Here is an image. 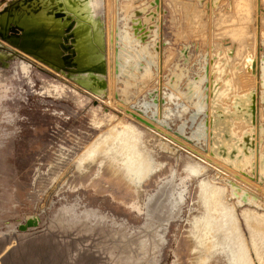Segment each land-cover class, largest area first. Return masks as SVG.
Here are the masks:
<instances>
[{
  "label": "rangeland",
  "instance_id": "rangeland-1",
  "mask_svg": "<svg viewBox=\"0 0 264 264\" xmlns=\"http://www.w3.org/2000/svg\"><path fill=\"white\" fill-rule=\"evenodd\" d=\"M100 1L93 11L101 32V43L96 44L99 67L89 70L99 79L97 91L79 82L87 69L69 64L52 66L16 44L0 47L4 52L0 57V233L8 237L40 235L73 203L79 209L96 208L109 224L111 220L115 223V228L122 224L128 232H134L145 223L146 197L173 171L174 181L179 183L182 177L186 189L177 215L158 230L162 245L156 263L231 264L225 248L216 245L206 251L194 236L202 235L196 227L206 212L215 221L212 227L224 230L219 227L218 212L206 202V187L200 185L208 181L220 187V203L235 213L238 239L249 250L253 264H259L262 260L258 256L264 257V168H260L264 156V0H230L235 5L231 11L226 10L224 2L217 9L218 3L210 7L208 0L201 4L199 0L201 26L196 33L189 30L190 17L184 6L197 0ZM128 1L125 12L122 7ZM150 11L154 12L151 16ZM215 15L228 19L229 27L244 30L239 40L253 42L256 58L250 89L243 96L237 93L240 96L232 104L224 102L228 103L225 107L214 100L212 89L217 85L211 65ZM123 26L129 31V43L121 37ZM139 45L148 46L154 59L144 52L136 57L133 49ZM180 52L188 58L181 57ZM122 54L137 58L131 59L124 70ZM144 64L150 68L147 80L140 78ZM179 70L183 75L174 86L173 71ZM127 78L134 86L124 94L122 83ZM132 111L149 122L134 118ZM231 116L247 125L237 143L231 142L227 130ZM130 127L139 133L154 165L139 185L127 182L115 169L114 161L102 160L101 154L80 163L88 143L113 130L108 141L116 144ZM237 148L239 155L235 156ZM243 151L251 152L245 170L239 160ZM202 153L219 159L222 164L209 160L219 170L196 156ZM192 164L201 171L191 170ZM222 165L243 172L257 186L237 178ZM229 180L255 192L263 205L239 204L226 196ZM181 187L178 184L176 189ZM209 235L202 239L208 241Z\"/></svg>",
  "mask_w": 264,
  "mask_h": 264
},
{
  "label": "bare ground",
  "instance_id": "bare-ground-1",
  "mask_svg": "<svg viewBox=\"0 0 264 264\" xmlns=\"http://www.w3.org/2000/svg\"><path fill=\"white\" fill-rule=\"evenodd\" d=\"M203 1L204 0H201L200 4ZM219 1L220 0H210L208 5L210 7L214 6ZM196 2L199 4V0ZM51 5L61 9L73 18V37L71 39L73 46L71 48L69 46L67 48H63L66 50V54H64V56L60 55L59 51H61V48H58V41L60 38L59 32H62V28L67 22L60 21L58 17L54 15ZM29 6L32 7L31 9H34V6L39 7L37 12L34 14L31 9L29 12H24V9H19L18 11L14 9L12 13L15 23L19 25V28H23L21 29L22 31H20V34L22 35V47L26 50L35 51L41 58L49 62L52 66H62V64H69L76 69H87V72L79 78V82L85 86H91L96 91L99 90L100 83L98 77L96 75H91L92 72L89 71L92 68L99 67V55L96 52L98 49L96 44L101 43L99 20L97 22L96 48L93 51H90L84 48L86 27L84 26L82 19L79 18V16L69 8L67 2H64L63 0H31ZM42 10H46V15L47 17L50 16V18L43 19V21H41L39 16ZM139 24L141 23H138V25ZM25 26L28 27V30ZM139 26L136 28L138 31L140 30ZM37 28L41 30L42 34L41 32H37ZM128 33L129 31L123 26L121 37L128 39L126 42L129 43L130 39L128 38ZM155 33L156 31L153 30V37ZM38 35L41 36L43 40H45L43 43H40L41 40L40 42L39 40L37 41V38L39 37ZM262 40H264L263 36ZM110 42L112 45L113 39H111ZM253 45L254 44L250 46L251 49L246 48L245 53L239 60L241 61L239 66L242 64L245 71L248 72L252 77L255 76L253 73L256 62L254 54L255 49ZM133 50L136 53V57L139 56V53L142 54L144 52L145 54H150L154 59L152 55L153 52L151 53V50L148 49V46L139 45V47ZM228 53L229 51L225 54L229 59ZM181 54V57L185 59L188 58L187 54L185 55L184 52ZM122 55L124 62L123 65H121V70L126 68L127 63L130 62L131 59H134L135 61L137 59L136 57L129 58L127 54ZM3 56L4 52L0 51V57ZM151 56L149 58H151ZM227 64L228 63L224 61L223 67H220L219 63H216V67H214L213 60L211 61L212 68L214 70L216 69V71H214L213 78L215 79V76H217L214 83L217 85H214L215 87L213 86L212 88L213 96L214 100L221 104H224V102H230L232 104L235 99L238 98V96L246 95L245 91L240 92L242 93L240 95L237 94L239 93L237 91L231 92L232 76L229 75L230 70H226ZM238 69L239 67H235L233 70L236 72ZM140 73V78L144 80L149 79V65L144 64ZM173 73V85L176 86L178 80L183 75V71H173ZM129 76L132 77L133 75L130 74ZM122 84V90L124 94L130 92L134 86L130 84L128 78L123 80ZM193 84L196 85L197 82H194ZM193 92H198V94H200V92L196 89H194ZM170 94L173 95V92L170 91ZM227 104H224L223 107L227 106ZM120 106H122V104H120ZM130 115H133L134 118L137 119H145L136 111H132ZM231 117L232 118L228 120V122H230L227 125V130L229 132V136L231 137V142L233 143L235 141L237 143V139H240L243 133L246 132L245 126L247 125H244V123L240 121L236 122L234 121V117ZM143 122L147 123L149 120L145 119ZM127 129L128 130L125 134H121L123 137L121 136V138H117L118 141L116 144H114V142L111 144V142L108 141V139L111 138L109 135H112L113 130H110L108 134L106 133L102 136H99V138L94 142L90 144L88 143V145L85 146L84 152L80 155V163L87 160L92 161L98 154H101L102 160L107 158L114 161L115 169L120 172L121 176L124 177L127 182L134 184L135 186L139 185L140 182L149 174V172L153 170L154 165L150 155L147 154L141 143V137L139 133L134 128L130 127V129ZM248 129L250 130L251 128ZM172 136L176 137V139H179L178 136ZM243 139L247 141V138ZM179 140L182 141L181 139ZM236 151L237 154H235V156H238L239 148H237ZM250 153L251 152L249 151L240 152L242 155L239 160L243 170H245L246 165L249 163V159L251 158ZM223 154L224 153L221 155ZM196 156H198L201 161L212 165V167H214L216 170L219 169L214 164L210 163L209 160L217 164H222L219 159L216 160L210 154ZM235 156L233 155V158ZM116 162H118L119 165ZM262 163L263 164L260 168H264V156ZM199 165L204 168L203 165ZM222 166L227 168L237 178L240 177L241 179L250 182L254 186H257L255 182L248 179L246 175H243V172L241 173L234 171V169L230 168L229 166ZM189 168L193 171H201L197 165L194 164H192ZM261 171L262 169H260V172ZM174 177V172L171 171L170 175L158 184L156 190L146 197L144 202L146 215L145 223L136 231L128 232L122 224H118V227L115 228L113 226L115 223L111 220L109 224L108 221H106V216L100 214L98 209L87 207L79 209L76 203H73L70 205V207L64 208L65 212L60 213L55 220L51 221L50 225L46 227L44 233L40 235L14 234L13 236L8 237L7 234L0 233V264H157V256L160 251L159 247L162 245V240L161 237H159L158 230L161 227H166L167 223L177 215L179 205L183 199V193L186 189L183 178L181 177L179 179V183H176L174 181ZM178 184H182L180 189H176ZM200 185L206 187V202H208V204L211 203L213 210L218 212L219 221L221 223L219 227H223L224 230L213 228L212 226L214 225L215 221L212 219L210 212H206V217L203 218V222H201L196 227V230L202 235L194 236L200 239V243L204 244V249L206 251L212 250L216 245H221L223 248H225V250L228 251V257L231 264H253V258L249 250L244 246V244L241 243V241L238 239L239 235L237 236L236 234L238 230L236 231L235 229L238 227L235 226L237 225L235 213L231 210H228L226 206H223L220 203V187L218 185L209 183L208 181H201ZM228 185L229 190L225 188L226 196L235 198L236 203L242 204L243 202H247L249 204H254L255 206L263 205L261 199L255 192L251 193L242 185H237L231 180L228 181ZM260 190L263 191V189ZM132 206L137 207V211L141 210V207L137 206V204ZM228 208L231 207L228 206ZM206 209L208 211L210 210V207L206 205ZM246 211L248 212L249 210ZM92 218L95 219L92 221ZM99 219H102L103 222L99 221ZM27 227L28 226H26V228ZM210 232H212L211 236L209 235ZM206 234L209 235V240L205 242V240L202 239V236ZM257 259L262 260L261 262H258L259 264H264L263 256H261V258L258 256ZM203 261L204 257L201 258L200 262Z\"/></svg>",
  "mask_w": 264,
  "mask_h": 264
},
{
  "label": "crops",
  "instance_id": "crops-1",
  "mask_svg": "<svg viewBox=\"0 0 264 264\" xmlns=\"http://www.w3.org/2000/svg\"><path fill=\"white\" fill-rule=\"evenodd\" d=\"M63 1L67 2V5L69 6V8L73 10L74 13H76L79 16V18L82 19V22L84 26L86 27L85 37H84V42H85L84 48L90 51H93L96 48L95 44H96L97 22H98V19H96L93 16V11H94V8H96L101 3V1L100 0H70V1L63 0ZM209 1L210 0H208V3ZM128 2L124 3L123 4L124 6L122 7V9H125V12H127V8L128 6H130V2L129 3ZM223 2L225 3V6H228L226 10L231 11V6H233L234 4L232 3L233 4L232 5L230 0H220L218 2V5H220V8L218 7V9L222 8L221 4ZM184 9L185 11H187L190 17L189 18L190 20L189 30L193 33L199 32L200 26H201V10L199 9L197 2L196 4L195 3L193 4L192 2H190L189 5L184 6ZM215 17L216 18H214L213 20L214 29L212 30V33H213L214 40L212 42L213 49H212V54H211L213 56L214 67H216V63H219L220 67H223V62L224 61L227 62L228 64H227L226 70L227 71L230 70L229 75L232 76L231 92L233 91L244 92L247 89H250L249 82L253 80V77L248 72L245 71L242 64L239 66V64L241 63V61L239 60H240V57L242 58L244 51H246V48L251 49L250 46L253 44V42L252 44L245 42V40L244 41L241 40L242 41L241 42L239 39L243 35V32H244L243 29H239L237 27H232V26L229 27V24H231V22H229L228 19L222 18L220 16H216V15ZM39 18L41 21H43V19L50 18V16L47 17L46 10H42L40 12ZM217 26L218 28L215 29V27ZM253 36L254 35H252V37L250 38L254 39ZM223 38H226L227 41L225 42ZM250 41H253V40H250ZM233 45H234V50L232 49L230 50V48ZM228 51H229L228 53L229 59L226 57V54H225ZM179 55L182 56L181 52L179 53ZM235 67H239V69L236 72H234L233 70ZM214 71H216V69ZM216 78L217 76H215V79Z\"/></svg>",
  "mask_w": 264,
  "mask_h": 264
},
{
  "label": "flooded vegetation",
  "instance_id": "flooded-vegetation-1",
  "mask_svg": "<svg viewBox=\"0 0 264 264\" xmlns=\"http://www.w3.org/2000/svg\"><path fill=\"white\" fill-rule=\"evenodd\" d=\"M30 2L31 0H10V1L0 0V47H7L8 45L14 46L15 44L13 42L19 43L22 40V35L20 34V31H22L21 29L23 28L22 27L19 28L18 27L19 25L15 23L12 13L14 9H24L23 10L24 12L25 11L29 12L30 9L32 8L31 6H29ZM38 7L34 6V9H31L33 11V14L37 12ZM51 7L54 12V15L58 17L60 21L67 22L66 25H64L62 28V32L61 31H60L61 33L59 32L60 38L58 41L59 43L58 48H61L62 51L60 55L64 56V54H66L65 52L66 50H64L63 48H67L68 46L71 48L73 46V43L71 42L72 41L71 39L73 37L72 35L73 18L70 17L69 14H66L64 11H62L61 9L54 7L53 5H51ZM36 30L37 32H41V30L38 28ZM38 40L39 42L41 40L40 43H43L45 41L42 39L41 36L37 38V41ZM5 44L7 46H5ZM132 205L131 207H133ZM133 208L136 209L137 207H133Z\"/></svg>",
  "mask_w": 264,
  "mask_h": 264
},
{
  "label": "water",
  "instance_id": "water-1",
  "mask_svg": "<svg viewBox=\"0 0 264 264\" xmlns=\"http://www.w3.org/2000/svg\"><path fill=\"white\" fill-rule=\"evenodd\" d=\"M138 11V10H137ZM148 14H150V16L151 15H153L154 14V12L152 11H150ZM136 21H139V18H136ZM138 24V23H137ZM141 25V24H140ZM19 27V26H18ZM14 44H16V46H18L19 48H21V49H23V50H25V51H27V52H30V53H33V54H35L36 52L35 51H32V50H26V49H24L23 47H22V44H21V42H19V43H17V42H13ZM36 55L38 56V54L36 53ZM244 138H246L245 136H244Z\"/></svg>",
  "mask_w": 264,
  "mask_h": 264
}]
</instances>
